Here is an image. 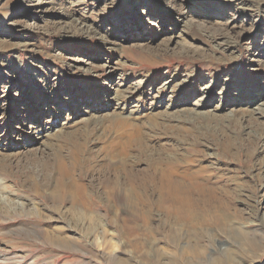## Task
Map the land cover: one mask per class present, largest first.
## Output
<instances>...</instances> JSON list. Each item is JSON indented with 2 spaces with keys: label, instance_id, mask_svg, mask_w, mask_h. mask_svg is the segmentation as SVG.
Masks as SVG:
<instances>
[{
  "label": "rangeland",
  "instance_id": "1",
  "mask_svg": "<svg viewBox=\"0 0 264 264\" xmlns=\"http://www.w3.org/2000/svg\"><path fill=\"white\" fill-rule=\"evenodd\" d=\"M75 149L96 170L72 174L94 200L88 235L70 201L52 212L50 191L30 188ZM161 163L231 190L236 231L176 230L157 197L107 212L101 178ZM0 199L12 230L67 238L65 264H264V0H0ZM3 247L0 264H16Z\"/></svg>",
  "mask_w": 264,
  "mask_h": 264
},
{
  "label": "bare ground",
  "instance_id": "2",
  "mask_svg": "<svg viewBox=\"0 0 264 264\" xmlns=\"http://www.w3.org/2000/svg\"><path fill=\"white\" fill-rule=\"evenodd\" d=\"M211 120L216 121L215 118H211L209 121L212 122ZM220 130H213L214 137L221 134L223 130ZM225 137L227 138V143H220V146L226 149L231 138L229 136ZM73 147H75V145ZM83 154L84 153L80 149H75L67 158H63L54 152L51 154L55 161L54 166L52 169L47 170L48 173H46L41 184H37L35 180L30 179L32 180L30 188L36 195L40 192L38 195L41 196L44 191H50L47 202L51 205L50 209L52 212H56V205L57 208H59L58 205L61 202L65 203L70 201L69 204L71 207L67 210V214L69 215L68 220L71 221L74 226L79 227L81 232L85 231L86 233H83L84 235H88L89 232L99 227V221L90 216V213L95 212L94 200L88 199L87 195L84 193L83 187L72 179V174L82 172L86 169L88 171L95 170L93 162L90 164L89 159L84 158ZM56 159L58 161V176H56ZM113 163L110 162L104 166L99 165L100 171L102 172L107 169L108 172ZM124 164L125 163L121 166L123 170L128 167ZM168 164L165 165L163 170L161 166V168H156L155 166L153 172L152 166L150 165L149 172L142 177L137 176V171H125L127 176L130 177L129 182L124 180L119 173L113 174L112 180L101 178L102 181H99L97 189H105L104 196L106 200L113 203L112 207H106L107 212L113 214V210L117 211L118 207H120V201L125 202L128 208L134 207L137 209L145 204H150L151 198L157 197L155 206L157 205L169 219L173 220V223L177 226L176 230H200L204 233L213 232L212 230L220 233L235 232L236 230L233 229L234 227L228 226L229 222L232 220L230 215L226 213L230 205L229 203L231 202L230 200L234 197L231 190L229 191L227 187V190H225L215 186L207 177L200 176L198 173L191 174L188 171V166L187 169L183 168L182 170L179 163V165L172 163V166ZM167 166L171 167L170 170L174 169L173 174H175V176L167 170ZM84 173L86 172L84 171ZM68 176L71 179H69ZM103 176H105V174ZM66 177L68 181L65 180ZM70 181H72L73 184H70ZM134 184L137 188L133 186ZM122 187L124 189H122ZM93 193L94 192L89 191V196L94 197ZM96 196L98 197V195ZM195 199L197 201H194ZM0 205L5 215H14L17 213L15 212L13 214L7 211L4 203ZM12 205L15 207L19 206L17 203H12ZM22 205L24 204L21 203V206ZM20 214L26 213L20 210L17 216ZM29 214H34L33 218L36 219L42 217L41 211L37 207L31 208ZM208 224L210 227H208ZM9 226V224H4L0 221V240L5 242L11 252L10 256L16 264H59L60 262L65 264V260L72 258V256L66 255L65 253L62 256H56V249L68 252L72 250L69 245L65 244L68 242V239L65 237L62 238L61 235L57 236L56 230L52 229V231H49L44 230V228H34L33 226L31 230H17L18 232H16L9 228ZM22 233L24 235H21ZM247 246L252 250L257 249L258 244L251 239L248 241ZM7 247H3V251H7ZM241 251L243 252L242 249ZM0 259L3 258L0 257ZM224 260L233 263L234 258H232L229 253H226ZM108 262L111 264H126L123 261L114 259H109ZM218 262L216 263L218 264Z\"/></svg>",
  "mask_w": 264,
  "mask_h": 264
}]
</instances>
